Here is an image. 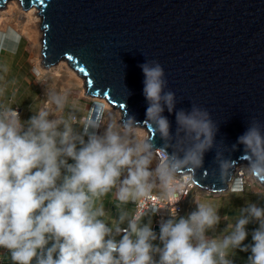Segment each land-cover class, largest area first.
<instances>
[{
    "label": "clouds",
    "instance_id": "9594fccd",
    "mask_svg": "<svg viewBox=\"0 0 264 264\" xmlns=\"http://www.w3.org/2000/svg\"><path fill=\"white\" fill-rule=\"evenodd\" d=\"M138 67L144 76L145 121L167 141L172 133L163 112L165 108L173 112L175 94L165 91L168 82L159 62L145 60ZM51 101L60 108L64 98L53 94ZM93 108L94 119L82 125L87 142L74 134L69 122L49 120L52 112L48 110L22 122L13 108H0V248L10 252L13 264H33V260L35 264H232L228 255L237 248L250 250L249 264H264V207L255 203L242 208L231 231L218 239L205 233L221 217L216 208L202 203L187 218L177 219L173 210L172 218L161 223L159 237L150 223H140L157 178L159 194L170 198L177 193L176 180L185 169L202 167L204 153L213 148L218 132L206 109L192 105L190 111H176L177 131L195 133L199 143L182 155L165 151L163 162L150 171L153 140L133 141L112 124L103 136L90 132L99 127L105 111L103 103L96 102ZM138 124L131 116L122 122L124 129ZM237 145L243 146L247 174L264 181V125L253 119L233 150ZM65 158L74 163L68 164ZM218 164L223 180L237 161L225 158ZM62 168L66 174L57 184ZM125 169L128 175L117 189V199L122 203L139 199L144 204L127 219L126 229L119 227L128 217L125 212L109 227L99 218L105 215L103 207H95V202L117 186ZM252 221L259 224L252 233L254 243L242 246L248 235L246 225ZM113 230L123 232L122 239L115 240ZM157 238L163 247L153 245ZM153 253L159 254L158 262Z\"/></svg>",
    "mask_w": 264,
    "mask_h": 264
},
{
    "label": "water",
    "instance_id": "95a60500",
    "mask_svg": "<svg viewBox=\"0 0 264 264\" xmlns=\"http://www.w3.org/2000/svg\"><path fill=\"white\" fill-rule=\"evenodd\" d=\"M21 1L42 15L44 65L68 62L88 96L118 109L121 122L131 116L147 130L153 150L165 146L162 151L182 155L199 143L195 133L177 131L176 111L206 109L218 126L214 146L202 167L184 172L202 190L229 188L236 167L248 163L243 146L232 145L253 119L264 125V0ZM145 60L160 63L165 91L175 94L173 112H163L172 133L167 141L145 121L138 67ZM225 158L237 164L222 180L218 162Z\"/></svg>",
    "mask_w": 264,
    "mask_h": 264
},
{
    "label": "crops",
    "instance_id": "0c3cea01",
    "mask_svg": "<svg viewBox=\"0 0 264 264\" xmlns=\"http://www.w3.org/2000/svg\"><path fill=\"white\" fill-rule=\"evenodd\" d=\"M8 40L9 42L5 43V46L12 47V49L7 48L5 52L0 51V76L4 75V78L8 76L9 79L12 77L11 75H15V78L17 77L19 79V75L21 74V69H22V65L20 64V61L23 57L22 52H20V49H22V39L18 37L17 40L16 36H14L13 38H10ZM2 53L4 54V57H6L5 59L4 57L1 58ZM5 55H7L8 57ZM23 80L24 77L22 78V82H20V84H15V83L12 84L6 81L2 85L0 79V108H13L14 110L18 108L21 121L27 122L30 119V112H31V108L29 107L31 105L33 106V104L37 106V109L35 110V114L41 111V108L39 109V106L42 98L40 97V93H38V89L35 84H32V82H27V81L24 82ZM104 106L105 105L103 104V107ZM24 108H27V112L25 113L23 112ZM65 120L66 119L64 116V121ZM87 136H88L87 134L86 135L85 133L83 134V139L85 140V142H87L88 140ZM61 174H62L61 179L57 181V184H60L62 182V177L63 175L66 174L63 168L61 169ZM127 175L128 173L127 170L125 169L122 172L119 181L123 177L126 178ZM119 181L116 187H114L109 193L100 197L95 202V207H101V206L103 207L105 215L99 218L102 219L109 227H113V223L119 221V217L122 212L127 213L128 217L125 219V222L119 224V227L122 229L124 227H128L127 219L131 218L132 214L135 213L136 204L134 201L131 200L126 203H122L117 199L116 193L121 183ZM203 196L209 199L216 198L220 200L226 197L231 198L228 201L229 203L224 204L222 210H217L218 215L221 217V221H223L222 223H224V225H221V223L219 222L216 226H214V228L209 229L205 233V235L210 239L212 238L218 239L227 235L231 231V226L235 224L236 219L240 214V210L246 207L247 204L255 203L259 207H264V190H256L247 186H245L243 189L230 187V189L227 190L226 193L223 192V194H221L218 197H210L204 194H197L196 196L189 197L187 200V204L189 205L188 209L185 210V212L182 215L176 218L177 219H179L180 217L187 218L193 211L197 210L198 203L208 205L207 203L201 201V198ZM146 214H145L146 216L144 215L141 219L140 222L141 225L150 223L152 230L157 234V237H159L161 223L167 221L172 217L170 216L166 217L164 221L160 223L157 222L156 215L153 214L151 211H147ZM225 217H227V219H225ZM258 227L259 224L256 221H252L248 225H246V231L248 235L246 239L243 241L242 246L251 245L254 243L252 240V233ZM112 237L115 240H118V238L120 237V233L117 234L115 230H113ZM107 238L108 237H106V239ZM152 243L154 246L163 247L159 238L152 241ZM250 255H251L250 250L241 251L239 248H237L229 252L228 258L232 261V264H249L248 257ZM153 259L158 262L159 254L153 253ZM0 264H13L10 258V252L7 249L0 248ZM33 264H35V260H33Z\"/></svg>",
    "mask_w": 264,
    "mask_h": 264
},
{
    "label": "rangeland",
    "instance_id": "374dc122",
    "mask_svg": "<svg viewBox=\"0 0 264 264\" xmlns=\"http://www.w3.org/2000/svg\"><path fill=\"white\" fill-rule=\"evenodd\" d=\"M9 1H12V0H9ZM6 4L7 2H5V5L3 7H0V14H1V10L4 9ZM23 10H28V9H24L23 7ZM6 17L7 16L5 17L0 16V51L5 52L7 48L12 49V47L5 46V43L9 42L8 39L16 36L17 40H18V37L22 39V49H20V52H22L23 57L20 61V64L22 65V69H21V74L19 75V79L17 77L15 78V75H11L12 77L10 79H8V76H6L5 78H4V75L0 76L2 85L6 81L12 84L14 83L20 84V82H22L23 77H24V80H23L24 82L27 81V82H32V84H35L37 86L38 93H40V97L42 98L39 109L41 108V110H48L49 112H52L48 116L49 120H54L57 118L64 120L65 113L68 107L70 106L75 107L77 110L81 111L82 109L83 110L86 109L89 106V104H91L92 101H95V102L102 101L101 103L105 105L104 106L105 111L103 114V118L100 121L99 127L96 129H90V132H95L96 135L103 136L104 133L106 132L108 125L112 124V125L120 126L122 135H125L126 138L128 139H131L133 141L145 139L144 138V133H145L144 128L133 127L131 129H124L121 123V112H119V110L117 109H116L117 112H112L111 109L108 107L107 103L105 102V100L96 99L94 97L88 96L86 94L85 85L78 86L74 83L75 81H72V80L70 81L68 77V73L66 72L65 69H62L59 75H54V70L57 67V65H54L52 67H46L44 65L43 56H42V46L40 47L32 46L29 37L24 32L22 19L19 20L17 19V16H16L12 21L8 22ZM2 57H4L3 53H2L1 58ZM5 58L6 57H4V59ZM53 94L62 96L64 98V103L62 107L57 108V106L54 103H52L51 96ZM29 108H31V112H30V118H31L35 114V110L37 109V106L33 104V106L31 105ZM23 112L24 113L27 112V108H24ZM69 115H71L70 117H71L72 123L73 124L75 123L77 125V119L74 117L75 113L71 112ZM146 139H148V137ZM65 159H67V162L69 164L74 163V161L70 158H65ZM241 165L242 166L238 167L239 170L237 169L235 171L236 172L235 176L233 178V181L230 183L231 186L229 185V187L243 189L245 186H247V187H250L256 190H264V187H261V184H263L262 182H257L255 179H253L247 174L246 169H245L247 164H241ZM149 170L150 171L154 170V160L150 164ZM242 170L244 171L243 174L239 175L240 172H242ZM229 189L230 188H228L227 190ZM227 190L223 192L226 193ZM223 192H210L209 193L207 191L200 189L199 187H195V189H193L189 197L196 196L197 194H204L210 197H218L221 194H223ZM230 199H231L230 197L222 198V200L216 199V198L209 199L203 196L201 198V201L207 203L208 205H211L217 210H222V207L224 206V204L229 203L228 201ZM187 200H185L186 202L184 201V206L186 210L189 207V205L187 204ZM222 222L223 221H221L220 219L221 225H224V223Z\"/></svg>",
    "mask_w": 264,
    "mask_h": 264
},
{
    "label": "bare ground",
    "instance_id": "6f19581e",
    "mask_svg": "<svg viewBox=\"0 0 264 264\" xmlns=\"http://www.w3.org/2000/svg\"><path fill=\"white\" fill-rule=\"evenodd\" d=\"M8 1L9 0L5 1V2H7V4L4 7V9L1 10L0 16L1 17L7 16L6 19L8 20V22L12 21L16 16H17V19H19V20L22 19L24 32L29 37L32 46H36V47L42 46V48H43L44 34H43V29H41V26H42L41 25L42 24V15L39 13V9L37 8V6L33 5V6L29 7L28 10H23L24 6H23L21 0H12V1H9V2ZM19 20H18V22H19ZM42 56H43V54H42ZM62 61H60L61 63L59 62L60 64L59 63L56 64L57 67L55 68V70L53 69L54 70V75H59L60 72L62 71V69H65L66 72L68 73V77H69L70 81L71 80L75 81L74 83L76 85H78V86L85 85L84 84V79L78 74L76 69L74 67H72L68 62H66L64 60H62ZM102 100H104V99H102ZM105 102L107 103L108 107L111 109L112 112H117L118 109L116 110V108L111 106L107 101H105ZM144 132H145L144 133V138L146 139L149 135H148V132H147L146 129L144 130ZM160 153H161V151H160ZM155 155H156V153H155ZM161 161L162 160L158 159V156H157L156 159L154 160V165L160 164ZM240 166H242V165L237 166L235 171ZM243 172L244 171L242 170V172H240L239 175H242Z\"/></svg>",
    "mask_w": 264,
    "mask_h": 264
},
{
    "label": "built area",
    "instance_id": "2783aa9c",
    "mask_svg": "<svg viewBox=\"0 0 264 264\" xmlns=\"http://www.w3.org/2000/svg\"><path fill=\"white\" fill-rule=\"evenodd\" d=\"M15 110L19 113L18 108ZM153 151L158 156V159L162 160L161 161V163H162L163 159L165 157V152L160 150V149H156ZM160 151H161V153H160ZM156 155H154L153 160L156 159V157H157ZM157 166L158 165H154V170L156 169ZM124 179H125V177H123L119 182H122ZM154 183L156 184V187L153 189L151 199L146 201L145 204L143 201H140L139 199H137L134 202L136 204V211H137V208H138L140 203L144 204L145 213L147 211H151L153 214L156 215L157 222H160V223L163 222L166 217H169V216L172 217L173 210L176 213V217L182 215L186 210V208L184 206V201L187 200V198L191 195V192L193 191V189H195V187H197L195 180L193 179L192 175L190 173H185V172H183V174L177 178L176 184L178 187V191L174 196H172L170 198L169 197H163L159 194L160 189L158 186H159L160 181L158 178L155 180ZM207 192L210 193L211 191H207ZM172 201H175V202L172 203ZM126 228L127 227H124L122 229H126ZM123 235H124V233L121 232L120 237L118 238L117 241L122 239Z\"/></svg>",
    "mask_w": 264,
    "mask_h": 264
},
{
    "label": "trees",
    "instance_id": "16d2710c",
    "mask_svg": "<svg viewBox=\"0 0 264 264\" xmlns=\"http://www.w3.org/2000/svg\"><path fill=\"white\" fill-rule=\"evenodd\" d=\"M16 59V57H15ZM10 79V78H9ZM96 103V102H95ZM95 103H92L86 108V109H82L81 111L77 110L75 107H68L66 113H65V121L66 122H69L71 124V127L73 128V132L74 134H78V135H81L83 136L84 134V128H83V124L92 119L93 118V112H94V108H93V104ZM74 111H73V110ZM75 113L74 117L77 119V125L76 124H73L72 123V120H71V115H69L70 113ZM94 119V118H93ZM63 129V125L60 126V130L62 131ZM90 131V130H89ZM79 147H81V145L79 143H77V149H79Z\"/></svg>",
    "mask_w": 264,
    "mask_h": 264
},
{
    "label": "snow or ice",
    "instance_id": "6c2138e0",
    "mask_svg": "<svg viewBox=\"0 0 264 264\" xmlns=\"http://www.w3.org/2000/svg\"><path fill=\"white\" fill-rule=\"evenodd\" d=\"M70 59V58H69ZM81 71H83V69H81Z\"/></svg>",
    "mask_w": 264,
    "mask_h": 264
}]
</instances>
